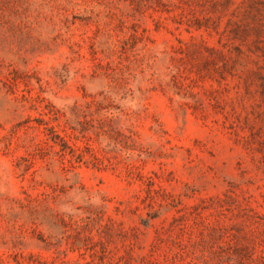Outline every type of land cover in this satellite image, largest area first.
Instances as JSON below:
<instances>
[{"label":"rangeland","instance_id":"obj_1","mask_svg":"<svg viewBox=\"0 0 264 264\" xmlns=\"http://www.w3.org/2000/svg\"><path fill=\"white\" fill-rule=\"evenodd\" d=\"M0 264H264V0H0Z\"/></svg>","mask_w":264,"mask_h":264}]
</instances>
